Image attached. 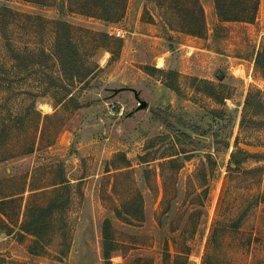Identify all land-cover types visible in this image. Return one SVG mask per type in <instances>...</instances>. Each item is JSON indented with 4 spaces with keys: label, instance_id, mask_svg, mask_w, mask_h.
I'll list each match as a JSON object with an SVG mask.
<instances>
[{
    "label": "rangeland",
    "instance_id": "1",
    "mask_svg": "<svg viewBox=\"0 0 264 264\" xmlns=\"http://www.w3.org/2000/svg\"><path fill=\"white\" fill-rule=\"evenodd\" d=\"M195 1L0 0V264H264V0Z\"/></svg>",
    "mask_w": 264,
    "mask_h": 264
},
{
    "label": "trees",
    "instance_id": "2",
    "mask_svg": "<svg viewBox=\"0 0 264 264\" xmlns=\"http://www.w3.org/2000/svg\"><path fill=\"white\" fill-rule=\"evenodd\" d=\"M259 0L255 1V6L254 9L252 11V13H246L245 16L243 17H229L228 13V9H225V7L222 6V3L220 0H216V7L218 10V14L219 17H221V19L225 20V21H243V22H252V20H254L256 18V15L258 13L259 10ZM195 5L198 8L197 11H192L190 13V16H193V21L197 22V24L199 25V28L201 29V33L202 31L205 32L206 30V23H205V13H204V9L202 7V5L200 4V2L198 0L195 1ZM203 32V33H204ZM201 33H196V32H191L190 35H194V36H198V37H202L203 34ZM159 72H163L160 69H156ZM173 74L172 71H170L169 74ZM170 86V85H169ZM171 88L174 89V87L170 86ZM264 106V99L262 97H259V99L254 100L253 97L250 95L247 100H246V104H245V111H244V115H243V123L245 122L247 116H248V110L249 108H255V115L258 114V111L260 110V108H262ZM257 155H255L256 157ZM231 164H235L236 165V169H238L241 165V161H239L236 157V153L232 154V158H231ZM66 186V185H63ZM28 231V229H25ZM105 258L106 259H110V244H109V235H105Z\"/></svg>",
    "mask_w": 264,
    "mask_h": 264
},
{
    "label": "built area",
    "instance_id": "3",
    "mask_svg": "<svg viewBox=\"0 0 264 264\" xmlns=\"http://www.w3.org/2000/svg\"><path fill=\"white\" fill-rule=\"evenodd\" d=\"M107 34L113 38H124L125 37L123 31L121 29H117V28H115V29L113 28L112 31H109ZM113 108H116V109L118 108L117 110H120V111H118L120 115H122L124 113V110H125L124 107H121L119 109V107H117L116 105H113Z\"/></svg>",
    "mask_w": 264,
    "mask_h": 264
},
{
    "label": "water",
    "instance_id": "4",
    "mask_svg": "<svg viewBox=\"0 0 264 264\" xmlns=\"http://www.w3.org/2000/svg\"><path fill=\"white\" fill-rule=\"evenodd\" d=\"M217 77L218 79L222 80L224 78V74L222 72H218ZM135 95H136V99L139 101V107L137 108V111L147 109L148 103L144 100H141L137 92L135 93Z\"/></svg>",
    "mask_w": 264,
    "mask_h": 264
},
{
    "label": "crops",
    "instance_id": "5",
    "mask_svg": "<svg viewBox=\"0 0 264 264\" xmlns=\"http://www.w3.org/2000/svg\"><path fill=\"white\" fill-rule=\"evenodd\" d=\"M189 43H190V41H189ZM181 46H183V47H189V44H185V42L183 41L182 44H181Z\"/></svg>",
    "mask_w": 264,
    "mask_h": 264
},
{
    "label": "bare ground",
    "instance_id": "6",
    "mask_svg": "<svg viewBox=\"0 0 264 264\" xmlns=\"http://www.w3.org/2000/svg\"><path fill=\"white\" fill-rule=\"evenodd\" d=\"M161 66V65H160Z\"/></svg>",
    "mask_w": 264,
    "mask_h": 264
}]
</instances>
